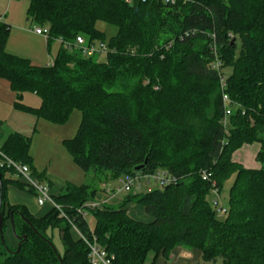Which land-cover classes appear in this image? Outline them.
Listing matches in <instances>:
<instances>
[{"label":"trees","instance_id":"trees-1","mask_svg":"<svg viewBox=\"0 0 264 264\" xmlns=\"http://www.w3.org/2000/svg\"><path fill=\"white\" fill-rule=\"evenodd\" d=\"M26 1V20L47 26L48 42L72 43L77 36L104 42L97 22L117 33L107 43L105 62L61 47L53 66L36 67L5 51L10 29L0 22V78L16 93L15 108L54 125L79 110L77 133L63 145L77 167L102 183L158 170L175 178L124 199L140 205L149 221L130 217L122 206H104L89 211L93 230L77 210L96 201L98 189L66 183L54 195L47 182L79 232L93 235L114 256L112 264H145L149 255L154 264L177 247L199 251L204 263L264 264V0ZM211 35L223 90L218 72L207 68ZM25 92L40 98L38 108L21 103ZM222 92L231 101L226 126ZM253 144L259 145V168L232 160ZM30 146L31 139L18 133L4 137L0 122V150L33 170ZM203 171L209 181L202 180ZM230 178L227 214L218 219L209 195L213 188L221 193ZM9 185L35 198L12 170L0 167V264H88L87 246L69 221L55 209L35 218L24 206L10 205ZM12 225L14 247L4 236ZM55 229L62 253L47 235Z\"/></svg>","mask_w":264,"mask_h":264},{"label":"crops","instance_id":"crops-1","mask_svg":"<svg viewBox=\"0 0 264 264\" xmlns=\"http://www.w3.org/2000/svg\"><path fill=\"white\" fill-rule=\"evenodd\" d=\"M23 2L24 0H0V22L7 24L10 29L8 40L5 46V51L8 54L27 59L33 66H49L50 62L55 59V56L61 48V45L56 40L48 42V40H45L41 35H37L36 33H34L33 29L38 25L26 20V5H24ZM32 96L36 95L32 94ZM16 97V93L10 88L9 82L0 78V122L2 123L4 137L14 132L24 137L30 138L32 143L35 134L38 133L39 124L42 119H38L36 116L28 112L16 109L14 106L16 102ZM21 103L27 107L34 109L40 106V100L39 103H31L29 102L28 98L24 97V94L22 95ZM41 127L42 129L48 131V125L41 124ZM244 147H242L241 149H243ZM240 150L236 151L233 154L232 160L236 163L243 165L245 168H250L246 167L245 163L249 160L248 158H250L252 155L255 160V155L258 149L255 150L254 148L252 153L245 152L242 157L240 156L241 158L238 162L234 160V155ZM32 162V173L35 171L38 174H43V180L39 178L38 179L46 183L48 182L51 187V191L54 195H58L60 192H62V189L64 188L65 184L68 182L61 180L63 181V183L57 184L58 179L55 176L54 172L51 170L50 166H48L49 164L42 168L37 165V162L34 158L32 159ZM257 168H259V164H257L255 167H251V169ZM34 177H36L35 174ZM104 184L105 183H103L102 186ZM141 186L142 185L140 184L138 189H140ZM98 191L99 192L96 196V201L101 203V207L108 206L118 208L122 206L124 209L127 210V214L130 217L145 222L150 220L149 217L146 215L144 209L140 205H136L132 202L124 203V198L119 197L121 194L124 193L118 194L114 197H108L104 194V192H102V188ZM7 199L10 205L24 206L29 211V213L32 214L35 218L43 217L45 214H47L50 209L49 206L39 207L36 204L35 198L32 194L21 191L10 185L7 186ZM72 232L77 237V232L75 230H72ZM4 236L6 237L5 240L7 239L6 242L9 246L14 247L16 245L17 241L14 237V232L12 228H8ZM149 259L150 260L148 264H151L153 260L152 255H149ZM210 263L212 264L214 262ZM210 263H204L202 261L201 253L199 251L186 250L181 247H177L172 250L166 258L161 254L158 255L154 262V264Z\"/></svg>","mask_w":264,"mask_h":264},{"label":"built area","instance_id":"built-area-1","mask_svg":"<svg viewBox=\"0 0 264 264\" xmlns=\"http://www.w3.org/2000/svg\"><path fill=\"white\" fill-rule=\"evenodd\" d=\"M132 0H126L127 3H130ZM176 0H164L165 3H175ZM187 1V0H182ZM34 33L37 35H41L45 40H48L49 37V28L47 26H43V28L36 27L33 29ZM232 37L231 34H229ZM211 44H210V52L212 53V57L210 61L207 63V68L211 70H216L219 75V84L221 90L225 88V77L220 74L221 69V61L218 56V49L216 45V40L214 35H211ZM61 45L66 50H79L85 57H96V56H104L106 58L109 49L105 42H96V41H88L83 36H77L74 42H67L61 39H57ZM171 45H168L170 47ZM54 61H51L49 66H53ZM222 103L224 105V115L222 119V125H227V118L231 114L230 107L228 106L231 103L230 98L224 92H222ZM5 166L6 168L12 170L17 179L23 182L29 189H31L35 194V201L39 207L49 206L51 209H55L60 213V215L69 221L72 230H75L78 234V238L87 246L88 249V264H112L114 260V256L110 255L103 247H101L96 238L91 235V237L85 236L80 233L77 227L71 222L67 215L64 213L63 209L60 205H58L50 193V188L46 182L39 180L34 177L29 166L21 163H17L7 157L0 150V167ZM211 174L203 171L201 173V178L204 181H209ZM146 180L145 184L147 185L149 180H153L155 183L160 185L161 187H167L170 184L175 182V178L170 175L165 170H158L154 174H143L136 173L133 176L126 177L122 180H119V184L117 186H111L108 183H105L102 186V192L108 197H114L118 194L125 193L129 194L132 192L134 188H139L140 180ZM215 186V183H212V188ZM212 197L209 200L213 210L218 215V218H223L227 214V207L221 203V193L213 188L209 197ZM101 203L94 201L85 203L82 208L77 210L78 215H81L83 219L86 220L87 213L90 210L95 208H100Z\"/></svg>","mask_w":264,"mask_h":264},{"label":"rangeland","instance_id":"rangeland-1","mask_svg":"<svg viewBox=\"0 0 264 264\" xmlns=\"http://www.w3.org/2000/svg\"><path fill=\"white\" fill-rule=\"evenodd\" d=\"M24 5H26V10L28 7V2L24 0ZM26 12V11H25ZM40 27V26H36ZM35 27V28H36ZM96 29L100 32L104 33L105 40L104 42L107 44L110 38L116 35L117 29L114 26L106 25L103 22H97L95 25ZM40 28H43L40 27ZM98 42V41H96ZM239 43V42H238ZM98 62H105L104 56H96L95 58ZM229 70H225V74L228 75ZM24 97L28 98L29 102L31 103H39L40 98L38 96H32L31 92H25ZM81 114L80 111L77 109H74L69 119L66 123L62 125H54L49 124V122L45 120H41L38 128V133L35 134L34 139L32 140L31 146H30V156L31 158L35 159L37 162V165L40 167L44 166H50L51 170L54 172L55 176L57 177L58 181L57 184L63 183V181L68 182L69 184L76 185V186H90L94 187L96 189L102 188V182L99 181V178L96 177L91 172H84L79 167H77L73 161L71 156L69 155L67 149L63 145L62 139H71L75 136L78 130V126L80 123ZM42 125H48V131L45 129H42ZM50 127V128H49ZM7 132V131H6ZM62 140V141H60ZM259 149L258 144H253L250 146H245L243 149H241L238 153L234 155V160L239 162V159L247 153H252L253 150ZM241 156V157H240ZM249 160L245 163L246 167H255L257 164L254 160L253 155L248 158ZM242 162V161H241ZM255 162V163H254ZM243 166V165H242ZM260 166V165H259ZM60 179V180H59ZM63 180V181H61ZM232 178H230L224 185V188L221 192V203L223 205H226L227 203V197H228V190L232 183ZM144 179L140 180V184L142 185L140 189L134 188L132 190V193L137 192L139 193H146L151 190L155 189H162L160 185L155 183L152 179L149 180L148 184H145ZM111 186H117L119 184L118 181H109L107 182ZM65 184V183H64ZM127 194H121L120 198H126ZM211 196L208 200H211ZM218 218V215H216ZM225 217V216H224ZM223 217V218H224ZM87 225L89 230H93L95 220L93 216L88 212L87 213ZM220 219V218H218ZM222 219V218H221ZM47 235L51 238L56 250L59 253H62L63 251V245L61 242V236L58 229H55L53 231H48ZM78 237V235H77ZM6 238V237H5ZM7 240V239H6ZM9 240V238H8ZM149 256L147 258V262L145 264H148L149 262ZM211 264V263H210ZM212 264H223L221 259H218L216 262Z\"/></svg>","mask_w":264,"mask_h":264},{"label":"water","instance_id":"water-1","mask_svg":"<svg viewBox=\"0 0 264 264\" xmlns=\"http://www.w3.org/2000/svg\"><path fill=\"white\" fill-rule=\"evenodd\" d=\"M145 164H146V161H145V163H144L143 165H141V166H139V167H136V168H135V171H140V170H142V169L144 168ZM0 222H1V220H0ZM12 229H13V232H14L13 225H12ZM17 248H18V247H17Z\"/></svg>","mask_w":264,"mask_h":264}]
</instances>
